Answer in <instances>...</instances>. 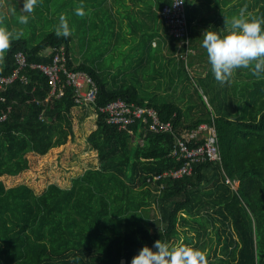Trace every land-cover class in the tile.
I'll use <instances>...</instances> for the list:
<instances>
[{
  "label": "trees",
  "instance_id": "1",
  "mask_svg": "<svg viewBox=\"0 0 264 264\" xmlns=\"http://www.w3.org/2000/svg\"><path fill=\"white\" fill-rule=\"evenodd\" d=\"M170 1L159 0L160 7ZM256 14L264 20V0ZM166 33L175 58L180 40ZM71 39L52 31L32 46L24 38L11 40L0 73L13 70L17 50L47 61L42 50L64 43L69 51ZM69 60L75 65L70 52ZM75 66L97 80L100 104L124 98L157 108L180 129L214 125L222 161L152 181L153 174L182 163L169 155L172 133L138 122L128 128L110 124L97 105L75 103L71 87L45 100L49 80L30 70V83L15 82L0 101V114L9 109L0 122V264H128L144 244L170 241L191 219L199 223V235L214 228L210 254L223 264H264V73H247L241 85L247 100H202L198 115L186 119L173 101L142 97L134 83L110 85L87 62ZM227 178L239 182L233 188ZM152 206L158 219L149 227ZM218 246L226 257L217 255Z\"/></svg>",
  "mask_w": 264,
  "mask_h": 264
},
{
  "label": "rangeland",
  "instance_id": "2",
  "mask_svg": "<svg viewBox=\"0 0 264 264\" xmlns=\"http://www.w3.org/2000/svg\"><path fill=\"white\" fill-rule=\"evenodd\" d=\"M259 2L260 0H199L195 7H192L193 5L191 4L189 8L188 4V15L190 16L195 13L201 15L203 19L211 20L216 29L219 30L224 26L225 17L230 18L232 15L239 13L241 8L244 9L245 16L257 18L256 13L259 8ZM1 3L0 24L5 26L10 32L16 34V39L24 38L28 46L38 43L49 32L55 31L58 18L63 13L71 28L70 36L72 39L69 44V50L73 63L77 65L80 62H87L96 68H104L105 70L115 68L114 72L116 74L112 73L106 77L110 85L134 83L142 97H154L157 103L173 101L179 104L186 113V119L198 115L202 100H205L208 104L209 102L213 103V100L210 98H207V100L205 95H203L204 92L208 95L209 91L208 87L206 88L202 84L203 81L200 79V76L189 73L188 71L190 70L180 69L179 71L174 66L176 61L174 59L170 60L168 54L166 55L168 58L166 60V62L168 61L167 65L165 63L161 64L160 67H155L153 63L146 65V67L140 70L141 72L143 71L141 74H136L140 77L137 81L132 76L131 71L142 58L136 54L137 48L125 46L126 41L124 40L125 37L122 31L118 34L114 33L115 28L118 30L120 28L116 27L113 23L115 19L114 13L108 0H37L31 13L22 12L21 6L23 0H4ZM77 6L84 7L86 10L84 16L81 17L75 14L74 8ZM20 14L29 16L26 24L18 22L17 17ZM162 36L165 39L163 33ZM168 40L169 38H166L167 42ZM7 50H4L0 54V65ZM150 52L152 53L151 50ZM178 65L177 63L176 66ZM135 68L137 69V66ZM250 69L249 66L247 71L248 76L251 72ZM107 73L109 72L107 71ZM233 75L236 76L238 74L235 72ZM103 77L105 76L103 75ZM181 79L185 83L184 90L176 87L177 81H181ZM214 86L218 88V90H215L216 92L220 91L222 94L230 92L227 84H224V82L214 83ZM184 91L193 93L191 100L183 98ZM236 92L242 93L241 90H237ZM245 94V89H243L242 95H239L237 98L231 100L227 98L219 99L215 103L224 104V102L228 103L227 100H230L233 105H236V100H247ZM135 140L141 142L140 137H135ZM88 160L94 161V158L89 157ZM238 182L236 180L234 184L237 185ZM133 187L137 188L138 183L133 184ZM147 211L146 217L148 219L145 224L151 227V223L147 222H150V220L156 222L158 214L153 206L150 209L148 208ZM189 223L188 226L187 224L179 225L178 234L168 241L170 245L199 248L205 253L206 264H223L220 259L210 254L216 242L214 228L210 227L208 235L200 230L202 233L199 235L196 230L199 227V223L193 219ZM221 246H218L217 255L226 257L221 251Z\"/></svg>",
  "mask_w": 264,
  "mask_h": 264
},
{
  "label": "built area",
  "instance_id": "3",
  "mask_svg": "<svg viewBox=\"0 0 264 264\" xmlns=\"http://www.w3.org/2000/svg\"><path fill=\"white\" fill-rule=\"evenodd\" d=\"M173 3L174 0L165 3L160 8V15L168 32L180 40L178 55L187 61L191 51V40L186 3L185 0L175 5ZM41 54L48 60H30L24 50H17L14 53L15 66L13 70L10 73H0V101H6V91L15 82L30 83V70H39L48 78L50 83L49 94L45 100L60 98L66 88L71 87L75 103L97 105L110 124L118 125L120 128H128L129 125L138 122L155 132L172 133L175 140L169 155L181 160L182 163L162 173L153 174V178H149L152 181L167 177L177 179L191 174L196 164L222 161L214 125L203 122L191 129H180L173 124L172 120H163L157 108L147 103L139 104L124 98L108 100L100 104L98 103L99 84L97 80L92 73L71 64L69 51L64 43L48 47ZM8 118L9 109L0 114V122ZM130 131L132 132V130ZM227 181L231 183V186H236L235 180L227 178Z\"/></svg>",
  "mask_w": 264,
  "mask_h": 264
},
{
  "label": "clouds",
  "instance_id": "4",
  "mask_svg": "<svg viewBox=\"0 0 264 264\" xmlns=\"http://www.w3.org/2000/svg\"><path fill=\"white\" fill-rule=\"evenodd\" d=\"M183 0H174V5ZM196 3L197 0H189ZM37 0H23V13H31ZM77 16H84L82 6L74 8ZM20 24H26L29 16L20 14ZM264 20L245 16L244 9L230 18L225 17L224 26L219 30L207 28L202 32L201 47L206 51L211 72L217 81L223 82L235 68H249L254 74L264 73ZM71 28L61 13L55 27L56 36L68 37ZM16 34L0 24V54L8 49L10 40ZM254 61V63H252ZM128 264H206L204 251L188 246L170 245L167 241L156 239L151 246L144 244L130 259Z\"/></svg>",
  "mask_w": 264,
  "mask_h": 264
},
{
  "label": "crops",
  "instance_id": "5",
  "mask_svg": "<svg viewBox=\"0 0 264 264\" xmlns=\"http://www.w3.org/2000/svg\"><path fill=\"white\" fill-rule=\"evenodd\" d=\"M2 1L4 0H0V6L2 5L1 3ZM198 1L199 0H197L196 3H190L188 0L189 8L191 7L190 6L191 4L193 5L192 7L197 6ZM108 2H109L112 12L114 13L115 19L113 23L116 27L120 28V30L115 28L114 33L118 34L122 31L123 36L125 37L124 40L126 41L125 46L131 47V48L133 47L137 48L136 54H138L142 58V60H140L135 65V67L137 66V69L134 67V69L131 71L132 76H135L138 73L141 74L143 71L141 72L140 70L146 67V65H149L151 63H153L155 67H160L161 64H164V63L165 65H167V62H168V61L166 62V60H168L166 56L167 54L172 57V58H169L170 60L174 59L176 61L174 63V66L178 68L179 71L180 69L183 70L179 62L180 59H178L180 57L178 55L180 49L177 50L175 58H173L175 54L172 55V54H169L168 52V42L166 41L167 28L160 15L161 7H160L159 0H108ZM187 17H188V22H189L188 24L190 27L191 51L188 55V60L187 62H185V64H186L187 70H190L188 72L191 74H196L200 76V79L203 81L202 84L206 86V88L208 87L209 94L206 95L205 92L203 93V95H205V98L206 99L210 98L211 100H219V99L227 98L231 100V99L237 98L239 95H242L241 92L237 93L236 91L237 90L242 91L241 85L244 84L245 86L246 82L248 81V76H247L248 68L241 67V68L233 69L230 77L227 78L225 81H223L224 84H227V88H229L230 92H227L226 94H222L220 91L216 92L215 90H218V88L214 86V83H217V82L221 83V82L217 81L214 78L211 72L210 64L207 60L206 51L201 47V44H200V41L202 39L201 34L203 30L209 27L216 29V26L211 22V20L210 21L205 20L201 17V15H197L196 13L191 14L189 16L188 15V5H187ZM162 33L165 35V39L162 36ZM160 40L162 41V44H161V47L157 49L156 48L157 43ZM150 50L152 51V53L150 52ZM163 50H165V52H163ZM164 59H165V62H164ZM177 63L179 64L178 66H176ZM107 71L109 73H107ZM114 71H115V68L108 69V70H105L104 68H99V72H101L102 79H105V80L107 79L106 77L108 75L112 73L116 74V72ZM235 72L238 75L234 76L233 74ZM103 75L105 77H103ZM139 78L140 77L135 76V79L137 81L139 80ZM178 81H177L176 87L181 90H184L185 83L182 81V79L181 81L179 82ZM192 94L193 93H191L190 91H184L183 98H188L189 100H191L193 97Z\"/></svg>",
  "mask_w": 264,
  "mask_h": 264
}]
</instances>
